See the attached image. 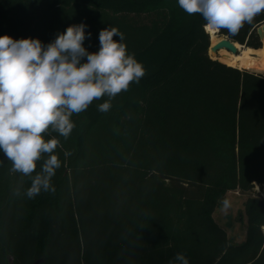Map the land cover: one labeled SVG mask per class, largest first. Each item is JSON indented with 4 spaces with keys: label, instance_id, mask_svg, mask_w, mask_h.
I'll return each instance as SVG.
<instances>
[{
    "label": "trees",
    "instance_id": "16d2710c",
    "mask_svg": "<svg viewBox=\"0 0 264 264\" xmlns=\"http://www.w3.org/2000/svg\"><path fill=\"white\" fill-rule=\"evenodd\" d=\"M262 22L219 34L261 49ZM81 23L89 52L117 28L145 75L107 112L105 96L73 114L67 139L45 134L60 141L54 192L24 194L46 156L23 176L0 152V264H264V74L211 57L178 0H0V36L46 46ZM230 190L249 192L238 244L213 218Z\"/></svg>",
    "mask_w": 264,
    "mask_h": 264
},
{
    "label": "clouds",
    "instance_id": "9594fccd",
    "mask_svg": "<svg viewBox=\"0 0 264 264\" xmlns=\"http://www.w3.org/2000/svg\"><path fill=\"white\" fill-rule=\"evenodd\" d=\"M178 5L189 16L201 15L206 28L232 34L264 13V0H178ZM86 27L68 26L46 46L39 39L0 36V152L11 162L10 171L23 176H32L37 162L47 157L24 193L29 199L41 191L54 192L51 181L61 167L54 154L60 141L46 139L45 134L51 130L67 139L75 127L73 114L105 96L109 99L98 111L107 112L111 99L145 75L117 28L101 30L99 50L89 52L84 46ZM223 206L227 209L229 202L223 201ZM168 264L189 260L177 253Z\"/></svg>",
    "mask_w": 264,
    "mask_h": 264
},
{
    "label": "rangeland",
    "instance_id": "374dc122",
    "mask_svg": "<svg viewBox=\"0 0 264 264\" xmlns=\"http://www.w3.org/2000/svg\"><path fill=\"white\" fill-rule=\"evenodd\" d=\"M217 34L220 37H227L226 35L219 34V32ZM261 43L262 51L259 56L264 59V43L263 41H261ZM250 70L264 74V71L255 69ZM254 191L260 192V187L256 185ZM248 195L249 192H242L239 190H230L226 192L223 201L227 200L230 206L225 209L222 201L221 205L218 206L213 213L214 220L226 231L229 241L234 244L243 242L246 236L247 222L243 203Z\"/></svg>",
    "mask_w": 264,
    "mask_h": 264
},
{
    "label": "bare ground",
    "instance_id": "6f19581e",
    "mask_svg": "<svg viewBox=\"0 0 264 264\" xmlns=\"http://www.w3.org/2000/svg\"><path fill=\"white\" fill-rule=\"evenodd\" d=\"M205 29L210 35L211 45L223 38L218 36L217 30L206 27ZM262 41L264 43V38L262 39ZM234 45L237 48L236 53H232L222 48L215 55H212V57L217 58L220 61L226 63L227 65L233 67L264 71V59L259 56L262 51L261 49H255L252 47L244 46L239 44L238 42H234Z\"/></svg>",
    "mask_w": 264,
    "mask_h": 264
},
{
    "label": "water",
    "instance_id": "95a60500",
    "mask_svg": "<svg viewBox=\"0 0 264 264\" xmlns=\"http://www.w3.org/2000/svg\"><path fill=\"white\" fill-rule=\"evenodd\" d=\"M206 32H208V31H206ZM256 33H257L260 41H262V39L264 38V22H262L260 25L257 26ZM222 48H224V49H226L232 53L237 52V48L234 45V42L228 37H223L219 41L214 43L213 45L210 44L208 53L212 57V55H215Z\"/></svg>",
    "mask_w": 264,
    "mask_h": 264
}]
</instances>
